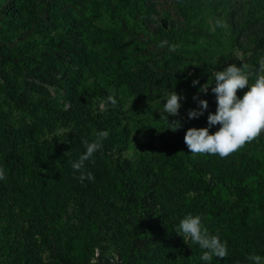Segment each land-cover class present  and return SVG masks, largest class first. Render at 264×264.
Instances as JSON below:
<instances>
[{"label":"rangeland","instance_id":"rangeland-1","mask_svg":"<svg viewBox=\"0 0 264 264\" xmlns=\"http://www.w3.org/2000/svg\"><path fill=\"white\" fill-rule=\"evenodd\" d=\"M48 1H26L30 15L24 17V24H31L32 30L26 33L21 28L26 41L19 43L18 47H22L24 54L31 58L30 62L22 59L21 64L25 66L31 63L32 66L23 72L7 68L6 78L0 75V86L5 91L0 95L1 115L8 116L6 123L0 120V158L7 153L28 156L36 136L67 141L77 134L83 123L73 121L64 113L71 104V96L76 95L91 104L92 116L98 117L99 125L103 123L104 127H108V136L111 132L124 133L125 129L129 130L122 135L127 140L121 146L113 145L109 140H99L102 151L108 157L114 159L120 155L131 161L137 170L145 164L151 166L154 159L161 157L163 166L157 176L169 175V161L175 167L185 165L186 160L182 156L178 162L173 159L179 154L182 133L186 134L189 128H200L204 122L207 127L209 112L216 111V97L211 91V87L215 86L214 73L234 64L231 59H241L251 67L248 72L253 75L249 77V83H253L259 61L264 59V49L256 45L258 35H264V0H193L188 17L179 16L177 0H147L160 11L154 14L155 19L177 28L179 39L175 51L169 50V44L159 46L165 40L155 34L153 21H143L144 8L140 1L123 5L119 0H59L68 12L69 7H75L77 11L90 14V26L120 32L126 45L121 63L109 57L111 47H96L94 53L99 63L84 68L79 67L69 51L63 48L60 52L55 43L48 42V39L53 41L62 37L68 27L57 25V22L53 24L49 16L52 12L45 10ZM4 3L11 6L17 2L0 0V5ZM217 21H221L223 26H217ZM1 25L0 20V33ZM83 37L85 44L93 46L88 26L83 29ZM121 65L132 72L141 67L160 70L161 89L150 100H141L127 82L118 84L116 72ZM67 80L72 81L74 86L72 95H67L64 90L63 84ZM194 80L200 81L195 87ZM208 81L213 84L208 93H200L199 98L207 100L209 108L203 116L189 119V109L198 107L193 96ZM98 85L102 87L103 95L97 92L91 96ZM169 91L183 97L179 115L168 116L169 121L181 122V127L175 132L168 127L166 114L162 113ZM247 91L248 88L238 90L237 96L242 98ZM109 95L116 99L115 106L108 101ZM99 125L87 132L95 141L99 139ZM16 130L21 135L15 140L11 139L9 135ZM261 135L264 136V132ZM255 140L259 143L258 138ZM257 146L260 161H264V144ZM119 147L122 148L121 152ZM217 158L215 156L202 169V175L194 177L184 175L175 181L159 182L157 179L151 181L152 177H156L151 172L145 179L144 203L138 208L135 207V198L127 192H118L110 200H103L85 192L65 191L49 213L52 228L49 236L45 237L29 228L26 205L21 208L15 204V196L6 191L9 194L0 198V239L5 243L4 248H0L2 264H62L60 251L66 248V242L72 241L75 230L82 225H89L93 230V252L87 264H122L125 251L129 249V236L134 224L144 235L150 236L166 228L177 234V226L187 214L202 218V206L208 209L213 206L214 203L210 201L219 187L213 177L212 163ZM230 166L235 175L242 169L236 160ZM232 170L225 167L222 176L228 177ZM225 183H230L228 178ZM223 191L221 188L220 192ZM230 198L225 194L219 201L225 202ZM195 248L189 238L183 254L177 250L176 264H191ZM144 251L143 254L137 253L132 260L137 264H147L150 258L147 249ZM251 254L264 259V233L256 238L251 250L232 256L228 264H251L247 259ZM200 264L214 263L202 260Z\"/></svg>","mask_w":264,"mask_h":264},{"label":"trees","instance_id":"trees-1","mask_svg":"<svg viewBox=\"0 0 264 264\" xmlns=\"http://www.w3.org/2000/svg\"><path fill=\"white\" fill-rule=\"evenodd\" d=\"M27 0H16L15 5L4 3L0 5V20L2 33H0V75L6 78L8 74L7 68H15L19 72L32 64H21L22 59L31 58L24 54L22 47L18 44L25 43V34H22L21 28L28 33L32 30V25L24 24L25 16H28L26 5ZM140 1L143 8V21L154 22V32L161 39L168 41L169 45H177L179 35L177 28L167 26L159 19L154 18V14H159V10L153 3L147 0H119L123 5L135 4ZM193 0H177L176 10L179 16L188 17L190 5ZM15 9V10H14ZM45 10L52 12L50 18L53 24L67 25L65 33L57 40L48 42L55 43L56 48L61 52L63 48L69 51L73 59L79 64L80 68L99 63L94 49L96 47H111L109 53L110 58L119 60L121 63L123 49L125 43L120 32H112L105 27H92V16L84 13L75 7H69V12L63 9V5L59 0H49L45 4ZM253 14V12H252ZM30 15V14H29ZM254 15V14H253ZM88 29L93 38V46H89L83 42V29ZM33 36V35H32ZM35 40V39H34ZM41 42V41H40ZM240 44V43H239ZM256 45L264 49V35L259 34L256 39ZM31 48V47H30ZM28 48V49H30ZM58 54V53H56ZM234 64L240 66L245 64L241 59H231ZM100 66V65H99ZM248 67L247 71H250ZM118 84L122 85L127 82L131 90L139 96L141 100L147 101L155 96V93L161 89L160 70H149L144 67L138 68L134 72L121 65L117 70ZM63 84L67 95H72L74 86L72 81L67 80ZM94 88L91 96L97 92L103 95V89L99 85ZM98 90V91H97ZM4 91L0 86V95ZM5 92V91H4ZM8 94V92H7ZM70 106L64 110V113L75 122H82L83 127L78 133L70 137L67 141L51 140L48 138L34 137L28 156L20 153H7L1 155L0 169H3L6 175L5 180H0V198L4 194L12 193L15 196V204L24 208L26 205V214L29 217V228L35 233L42 236H49L50 221L49 213L54 207L55 202L65 191L73 190L79 193H87L95 198L110 200L118 192H127L128 195L134 197L136 205L140 207L145 200L146 178L153 172L155 178L159 182L175 181L184 175L194 177L202 175V169L214 159L212 163L213 177L217 180L218 191L213 196V206H202L203 217L201 218L202 228H206L209 235H218L222 242H227L228 255L223 258L212 257L210 262L214 264H228L229 259L238 253H245L254 247L257 237L264 233V161H260L261 156L257 153L258 144H264V136L257 137L259 143L253 140L246 143L238 151L230 154L228 157L221 158L219 155L211 154H191L184 142L185 134L179 138V151L173 157L175 161H179L181 156L185 161V165L178 167L172 166L168 175H158V170L163 166L161 157H157L152 161L151 166L143 165L142 169H135V165L131 161H127L122 156L114 159L108 157L100 148L94 153L93 157L85 162V171L91 172L95 179L93 181L85 180L83 183L77 178L80 173L74 171L72 162L78 161L79 157L86 151L84 141H95L92 135L87 132L93 128H98V117L92 116L90 112L91 104L84 101L76 95L71 96ZM2 103L0 102V120L7 121L8 116L1 115ZM6 120V121H5ZM100 132L107 131L108 127H104L103 123L99 125ZM206 127V123H202L200 128ZM219 126L211 128L214 133ZM128 129L124 133L111 132L106 139L113 145L121 146L122 135L127 134ZM21 135L19 130L9 135L11 139L19 138ZM121 147L119 150L121 152ZM170 160V159H168ZM236 160L240 163L242 169L238 175L232 170L230 163ZM225 167L232 170L228 177H223ZM226 178L229 184L226 185ZM78 179V181H77ZM224 189L223 192L220 190ZM230 195V199L225 202L219 201L224 195ZM206 202V201H205ZM207 204V203H206ZM208 206V204H207ZM71 242H66V248L59 253V260L62 264H87L91 253L93 252V230L89 225H82L77 228ZM183 236L174 234L169 228L160 232H154L150 236L142 234L137 224H134L129 236V249L125 251L122 264H137L132 258L137 253L143 254L147 249V264H176L177 250L183 254L185 242ZM5 243L0 239V248H4ZM196 248L192 254L193 260L191 264H200L201 253L206 251L195 244ZM10 247V243L8 244ZM151 247V248H150ZM199 256V257H198ZM243 256V255H242ZM1 257V256H0ZM0 258V264H2Z\"/></svg>","mask_w":264,"mask_h":264},{"label":"clouds","instance_id":"clouds-1","mask_svg":"<svg viewBox=\"0 0 264 264\" xmlns=\"http://www.w3.org/2000/svg\"><path fill=\"white\" fill-rule=\"evenodd\" d=\"M217 26L222 27L223 23L217 21ZM168 41H162L159 45L164 47ZM177 45H169L170 51H175ZM248 65L229 64L223 70L214 73L215 86L211 87L212 93L216 97L217 108L215 113L209 112L208 126L203 128H189L186 131L184 142L191 154H211L219 155L221 158L228 157L238 151L246 143L255 140L264 132V59L259 61L258 71L254 74L253 83H249V77L253 75L247 71ZM200 83L199 80L193 81L195 87ZM213 82L200 86L197 95L193 100L198 102L196 109H189L188 118L195 119L204 115L209 108V103L205 99H200L199 94H207ZM248 88L242 98L237 96L238 90ZM183 97L175 91L166 94L163 105V112L168 122V127L176 131L181 127L179 120L169 121L168 116H178L182 107ZM108 101L115 106L116 99L109 95ZM103 107V105H101ZM219 126L211 133L210 129ZM99 139L93 142L84 141L86 151L79 157L78 161L72 162L74 171L80 173L77 177L81 183L85 180L94 182V175L85 171V162L89 161L102 144L99 140L108 136L107 131H101ZM6 175L0 169V180H5ZM176 232L183 236L184 242L198 244L205 249L201 260L210 261L213 256L223 259L228 255L227 242H222L218 235H209L206 228H202L201 216L187 214L180 220ZM251 264H264V259L260 255L251 254L247 257Z\"/></svg>","mask_w":264,"mask_h":264}]
</instances>
